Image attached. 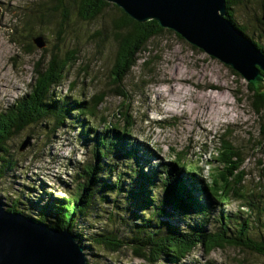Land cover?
<instances>
[{
  "label": "rangeland",
  "instance_id": "rangeland-1",
  "mask_svg": "<svg viewBox=\"0 0 264 264\" xmlns=\"http://www.w3.org/2000/svg\"><path fill=\"white\" fill-rule=\"evenodd\" d=\"M52 1L53 4L50 0H0L3 6L0 15V86L4 89L1 92H5L0 94V111L31 90L35 65L39 61L37 55L44 54V51L37 47L33 48L35 53L28 50L29 39L25 36L32 38L42 34L43 30L47 32L46 54L52 55L53 51L59 50L66 52L76 48V44L80 50L78 61L67 69L64 80L55 87V93L80 99L100 94L105 99L100 106V115L86 125L84 132L80 130L79 123L72 121L54 131V121L44 119L20 135L23 140L28 136L32 138L24 152L20 151L21 143L11 140L12 150L18 151L16 161L19 168L13 171H7L4 167L0 169V199L4 201L6 209L15 208L24 214L21 209V205H24L36 220L50 224L52 216L45 211V207L64 197L73 198L79 192L76 179L84 182L82 176L86 167L96 161L94 142L92 140L90 144L87 140L89 127L99 126L102 135L112 134V129L108 130L105 126L124 128L127 125L125 114L129 113L134 121L133 140L146 151L140 153L138 160L126 158L125 152H130V147L128 150L109 152L107 157L99 160L104 163L103 173L109 171L105 175L110 178L112 171L114 181L119 179L123 185L129 183V188L135 189L134 168L148 171L149 152L155 151L166 162L180 158L195 168L203 167L204 175L212 183L221 167L216 160L207 162L218 152L219 144L215 143L214 135L220 131L228 134L236 131L235 135L229 134L235 147L238 148L235 144L237 141L253 150L244 162L247 173L245 198L233 197L230 203L219 201L217 204L222 206L224 215L230 219V235L237 236L238 228L247 225L250 231L261 229V235L253 237L259 239L264 236V226L259 219L264 218V175L260 174L264 155L261 144L250 134L260 136L264 111L259 116L250 105L247 83L243 78L232 74L229 66L168 29L169 34H162L157 57L145 63L146 49L138 55L140 59L137 65L123 84L128 97L119 96L108 64L116 61L118 45L114 21L120 18L116 8L119 4L110 3L106 9L111 12L105 9L97 21L88 22L75 17V0L69 3L72 8L58 7L54 2L58 0ZM263 6L264 0H260L256 10H243L244 19L236 21L239 25L247 26L248 37L264 46V24L260 22ZM52 17L57 19L53 20ZM17 33L23 37H15ZM64 40L67 41L66 46L62 43ZM5 65L13 66L10 73L4 69ZM159 95L162 99L161 113L167 118L162 127L146 120L149 99L154 104L159 101ZM238 96L245 101L244 104L237 102ZM165 100L170 103L167 104L170 108L162 110ZM121 112L123 114L120 115ZM240 115L243 116L241 121L238 119ZM238 122L246 128L238 127ZM80 136H85V145ZM157 163L159 160L154 158L153 164ZM11 187L15 189L17 199L11 197ZM203 202L216 204V199L208 194L203 196ZM158 203L146 204L143 198L133 197L124 187L107 192L105 196L98 195L88 215L78 219L74 231L77 241L85 245L89 264H150L146 259L137 257L134 251V238L143 232L144 225H139L143 223V218L159 226L154 228L159 236L172 233L174 228L193 231L199 223L207 232L222 231L219 210L213 217H208L207 210H198L194 215L193 211L179 212L167 207L169 213L160 215L156 208ZM161 221L164 223L160 224ZM109 234L123 240V247L118 249L115 239L107 242L106 236ZM224 246H218L209 255H204L203 248L199 246L183 264H197V260L202 264H264L262 255L250 254L247 252L250 250L239 244Z\"/></svg>",
  "mask_w": 264,
  "mask_h": 264
},
{
  "label": "trees",
  "instance_id": "trees-1",
  "mask_svg": "<svg viewBox=\"0 0 264 264\" xmlns=\"http://www.w3.org/2000/svg\"><path fill=\"white\" fill-rule=\"evenodd\" d=\"M246 1L249 8L252 10H256L259 5V0ZM54 2L58 7L66 8L69 3L73 2V0H58ZM75 2L77 6H79V17L88 22L97 21L98 16L104 12L108 5H111L109 2L103 3L101 0H75ZM227 5H229L231 11V15H228L229 18L232 19L235 17L237 20L244 19V16L242 18V11L244 9L238 11L240 8L238 0H227ZM117 9L118 11L121 10L123 14L120 18L117 17L114 22L116 41L119 45L117 59H120V55H123L124 52L126 54L125 57L121 59L122 63L115 64V67L120 70L123 69V72L115 73L114 71L116 70H113L112 77L118 91L117 94L119 96H126L127 93L122 88V83L127 76V73L136 65L138 61V53L146 49L145 45L149 43L151 37L156 35V33L163 34L165 33V30L156 20H153L155 26L150 24L151 21L140 23L128 16L123 9ZM119 27L121 28V31H119ZM240 27L244 32L248 30L247 26L244 24L240 25ZM41 33L42 34L36 35L32 38L29 36L25 37L29 39L27 43L30 49H35L37 47L38 49L43 50L44 54H46L45 51L48 49L47 32L46 30H43ZM17 35H19L20 38L23 37L20 33H17L15 37ZM259 35L262 36L261 33ZM39 36L43 38V41L45 40L44 47H40L35 42V39ZM62 43L65 46L67 45L66 40ZM257 44L262 48L259 43ZM74 47L76 48L70 49L66 52L60 50L53 51L51 60H39L36 63L35 74L37 79L33 85V89L31 86V90L19 97L16 103L1 109L0 159L10 163L8 165L9 170L7 171H13L19 168L18 162L16 161L18 151L17 149L12 150L10 145L12 138L16 134H24L30 126L38 124L44 119L53 120L54 131H58L67 126V121L70 118L80 119L85 125L90 118L98 117L100 104L104 95H95L91 99L80 100L69 96L53 95L52 93L53 87L58 85L64 78L67 68L71 67V65L76 63L79 59L80 50L77 48L79 45L76 44ZM56 53H58V55H55ZM248 91L247 99L250 102V105L258 115H261L264 110V90L259 92L256 91L253 86L249 85ZM239 99L242 98L239 97ZM6 108H10L11 110ZM75 110L77 112H75ZM133 125L134 121H132L128 114L127 125L124 126V128H116L115 125H112L111 128L107 125L105 126L108 130L112 129V134L102 135L99 131V126L90 128V135H92L91 137L95 142L94 148L96 149V161L93 165H88L86 167L84 176H82L85 179L83 182L84 188L81 187V184L78 185L79 192L77 193L84 195L86 199L78 198L76 194L73 198L64 197L58 202L48 204L45 207V211L50 212L54 219L52 222L55 227L63 229L71 224L70 229L73 230L76 225L77 217L88 213L98 195L105 196L107 192H114L123 187L128 189L133 197H142L145 203L155 204L159 201L156 208L159 210L160 215L167 214L166 206H170L172 209L179 212L191 211L192 206L184 203L183 200L194 199L192 191L198 190L194 184L195 180L200 183L203 195L212 194L217 201L230 203L233 197L241 199L245 198V188L243 184L246 179V172L241 169L243 166V163L241 162L242 154L229 140L223 139L222 136L219 138L222 143L221 149L217 152L216 156H211V158L207 160L208 163L216 160L221 166L218 177L214 181L212 187L208 185V180L204 178L202 169L199 170L196 168L197 170H195L192 167L182 165V159L180 158L166 162L163 156L157 152H149L148 171L143 172L142 170H139L137 173V176L138 174L140 175V181H144V184L142 183V187L139 189H134L132 187L127 188V186H123L119 179L110 182L107 179L108 176L103 173L104 163H100L99 161L101 158L107 157L109 152H113L114 150H128L126 144H128L131 149L136 148L137 157L141 152L146 151V149L141 148L134 142L132 134ZM261 130H264V125H262ZM29 137L30 136L27 138ZM224 141L229 142L231 148L225 147ZM260 148L264 154V144L261 145ZM125 154L127 159H133L130 152L126 151ZM154 157L159 160V163L153 164L152 160ZM262 165L264 175V161ZM3 167L4 164L0 163V169ZM173 172L178 174L184 173L190 178V182H185L180 178L178 179L185 188L181 184L175 187L173 182L175 176L173 175ZM224 177L227 179H224ZM222 187L226 188L229 197H225L219 193L218 190ZM177 192L179 195H177ZM10 195L13 199H17L16 191L13 187H11ZM60 202L63 204H60ZM191 203L193 204V202ZM184 206L187 209L184 210ZM219 207L221 209L220 211H224L222 206ZM10 211L14 213H22L15 208L10 209ZM221 222L223 228V233L221 234L173 230L172 233L166 234L165 236H159L156 232H153V228L159 226H153L154 224L151 223V220L144 219L143 232L142 235H140L141 237L137 236L135 238L137 243L134 251L139 258L146 259L148 262L152 261L155 264H163L165 262H168L169 264H183L191 253L199 246L203 248L204 255H209L216 248V244L226 245L225 243H230L233 245L239 243L238 238L228 236L229 234L227 233V230L229 229V224H226L225 219L221 220ZM163 223V221L160 222V224ZM261 223L264 226V220L262 221V218ZM238 234L239 237L242 234H248V230L246 228L239 229ZM106 239L107 242H109L112 238L110 235H107ZM254 239L257 242H254ZM122 244L118 247L121 248ZM243 247L253 251L250 254H260L259 256L262 255L261 257L264 258V236L257 239L248 235L247 243L244 244ZM197 264H202V262L197 260ZM241 264L246 263L243 262Z\"/></svg>",
  "mask_w": 264,
  "mask_h": 264
},
{
  "label": "water",
  "instance_id": "water-1",
  "mask_svg": "<svg viewBox=\"0 0 264 264\" xmlns=\"http://www.w3.org/2000/svg\"><path fill=\"white\" fill-rule=\"evenodd\" d=\"M109 3L122 5L127 15L137 22L153 19L164 29L165 26L179 27L180 36L190 44L234 64L249 77L259 75L256 66L264 70V53L227 22L226 0H109ZM119 12L121 17L123 14L121 10ZM228 20L234 24L231 18ZM35 42L44 47L42 37L36 38ZM252 83L259 89L260 81L253 80ZM125 115L128 118V113ZM30 141L29 137L20 146L21 152L28 148ZM0 264L88 263L83 247L68 230L60 232L38 224L22 213L6 210L0 200Z\"/></svg>",
  "mask_w": 264,
  "mask_h": 264
},
{
  "label": "bare ground",
  "instance_id": "bare-ground-1",
  "mask_svg": "<svg viewBox=\"0 0 264 264\" xmlns=\"http://www.w3.org/2000/svg\"><path fill=\"white\" fill-rule=\"evenodd\" d=\"M50 1H51V3L53 4V1H52V0H50ZM101 1H102L103 3H107V2H109V0H101ZM238 3H239V7H240V8L238 9V11H241L242 9H244V10H248V11L250 12V8H249V5H248V3H247L246 0H238ZM68 6H69V8H72V6H71L70 4H69ZM99 6H100V2H99ZM99 6H98V7H99ZM78 7H79V6L74 7V9L77 10V11H76V16H75L76 18H79ZM29 8H30V7H29ZM106 11H107V12H111V10H109V9H106ZM230 13H231V11H230L229 5H227V6L225 7V17H226L227 22H228L230 25H232L234 28H236L239 32H241V33L243 34L242 28L240 27V25H239L238 22L236 21L235 17L232 18L234 24L231 23V22L228 20V15H231ZM232 15H233V14H232ZM54 16H57V15L54 14ZM237 17H238V16H237ZM52 19H53V20H56L57 17H52ZM239 19H240V18H239ZM150 21H151L150 24H151L152 26H155V25H154V22H153V19H150ZM164 26H165V25H164ZM165 32H166L167 34H169V30H168L166 27H165ZM178 35H179V34H178ZM162 36H163L162 33H156V35H154L153 37H151V38L149 39V43H148L147 45H145V47H146V51H147V61H148V62H149L153 57H157L158 46H159V44H160L161 39L163 38ZM111 37H113V36L111 35ZM253 44H254V43H253ZM254 45H255V44H254ZM27 49L30 50L32 53H35L34 49H30L29 46H28ZM125 54H126L125 52L123 53V55L121 54V55H120V59H117L116 61L108 62V64L110 65V70H111L112 73H113V70H116V71H114L115 73H117V72H123V69L120 70V69L116 68V67H115V64H116V63H122V60H121V59L125 57ZM51 56H52V55H49V54H39V55H37V60H42V61H45V60H47V59L51 60V59H52ZM158 59H159V56H158ZM18 60H19V62H21V58H19ZM10 66H11V64H10ZM10 66H7V65L4 66V69H5L8 73H10V72H11V69L13 68V66H12V67H10ZM229 71L232 72V74H234V75H239V73H238L236 70L229 69ZM127 74H128V76H130V75H131V72H128ZM0 85H2V84L0 83ZM1 91H4V89L0 86V94H2V95L5 94V92H1ZM237 102H238L239 104H244V103H245V101L242 100V99L237 100ZM176 105H179V103H176ZM0 107H1V106H0ZM6 109L11 110L10 108H6ZM96 110H97V109H96ZM97 111H98V110H97ZM75 112H77V111L75 110ZM242 118H243L242 115L238 116V119H239L240 121L242 120ZM237 125H238V127H240V128H244V129L246 128V127H245L242 123H240V122H238ZM166 127H167V125H166ZM220 134L222 135L223 139H226V138L229 137L228 134L225 133V132H223V131H220ZM229 134H230V135H235V134H236V131H234V132H230ZM250 134H251V137H252L256 142L260 143L261 145L264 144V143L262 142V140H263V136H264V130H260V136H254L252 133H250ZM85 136H87V132H85ZM85 136H80V140H81V142H82L83 145H85V142H83V141H84L83 138H85ZM12 139L15 140L16 142L21 143V144L24 145V140H23V138H21L20 135H18V134H16ZM87 140H88V142H89L90 144L92 143V138H90V136H89V138H88ZM224 143H225V147H227V148H231V144H230L229 142H225V141H224ZM235 144H236V146L238 147L240 153L242 154L241 162L244 163V162H245V157H246L247 155H252L253 150H252L249 146L244 145V144L241 143V142H237V141H235ZM78 150H79V152H81L80 148H78ZM136 153H137L136 148L130 149V154L132 155V158H133L134 160H138V157L136 156ZM93 154H94V152H93ZM66 157L72 160V158H70L67 154H66ZM221 162H222V161H221ZM0 163H3V164H4V168H5L6 170H9V169H8V165H9L10 163H8V162H6V161H2L1 159H0ZM134 171H135V186H136V189H139L140 187H142V183L144 184V181H140V175H139V174H138V176H137L138 169H137V168H134ZM108 172H109V171L106 170L105 173H104V175L107 174ZM110 172H111V177H110V178L107 177V179H108L110 182H113V181H114L113 178H112L113 172H112V171H110ZM260 174L262 175L263 172L260 171ZM173 175L175 176V179L173 180L175 187L178 186L179 184H181V185L185 188V186L180 182V180H178L179 178L182 179V180L185 181V182H190V178H189L186 174H184V173H182V174H178V173L173 172ZM224 179H227V178L224 177ZM76 180H77V182H79V183L81 184V187L84 188V184H83V182H82L81 180H79V179H76ZM194 184H195V187L198 188V190H194V191H192V192H193V195H194V199H191V200H183L184 203H186V204L192 206V210H193L194 215L197 214V211H198V210H207V211H209V216H208V217H213V216L216 214V212L219 210V208H220L219 205L214 204V203H210V204H206V203H204V202H203V194H202V192H201V186H200V183H199L198 181L195 180V181H194ZM128 185H130V184L128 183ZM128 185H123V186H127V187L129 188ZM218 191H219L220 194L224 195L225 197H229V194H227V190H226L225 187H222V188L219 189ZM177 195H179L178 192H177ZM77 197H78V198L86 199L84 195H80V194H77ZM237 199H241V198H237ZM73 202H74V200H73ZM191 202H193V204H192ZM199 202L202 203L203 206H201V205L199 204ZM60 204H63V203L60 202ZM73 204H80V203H73ZM21 209H22L23 212H24V217H26V218H28V219H31L32 221H35V220H34V219H35L34 215L29 214V213L27 212V210H26V208H25L24 205H21ZM185 209H187V208L184 206V210H185ZM32 211H33V213H35V209H34V208H32ZM144 215H145V212H143L142 217H144ZM224 216H227V215H224ZM38 224H42V223H41V222H38ZM43 224H44L46 227L49 226V225L46 224V223H43ZM248 235H249V236H259V235H261V229H259V230H255V231H250V230H249V231H248V234H242V235L240 236V240H239V243H238V244H240L241 246H244V244L247 243ZM253 241H254V242H257L255 239H254ZM225 244H227V245H231L230 243H225ZM218 246H220V247H222V248L225 247L223 244H216V248H217ZM82 247H83V246H82ZM244 248H245V247H244ZM246 251H247V249H246ZM247 252H248V253H251V252H253V251H247ZM88 256H96V255H94V254H88ZM149 262H150L151 264H155V263L152 262V261H149Z\"/></svg>",
  "mask_w": 264,
  "mask_h": 264
},
{
  "label": "clouds",
  "instance_id": "clouds-1",
  "mask_svg": "<svg viewBox=\"0 0 264 264\" xmlns=\"http://www.w3.org/2000/svg\"><path fill=\"white\" fill-rule=\"evenodd\" d=\"M259 5L257 6V8L260 6V0H259V3H258ZM119 5H117V7H118ZM226 6H227V0H226ZM0 8H1V13H0V15L3 13V6H2V4H1V2H0ZM119 8H121V6H119ZM256 8V9H257ZM121 9H123V11L126 13L127 11L124 9V8H121ZM263 10H264V6H263V8H262ZM220 13H221V11H220ZM127 14V13H126ZM237 20V19H236ZM233 21V20H232ZM260 22H261V24H264V12H263V16H262V19H260ZM243 31V30H242ZM247 32V31H246ZM246 32H244L243 31V34L248 38V39H250L252 42H254L255 44H256V46H257V48L261 51V52H263L264 53V46L260 43V42H257V41H255V40H253V39H251L250 37H248L247 36V33ZM177 34H179L178 36H179V38H182V36H180L181 34L180 33H177ZM261 37V36H260ZM115 41H116V34H115ZM116 43H117V41H116ZM257 43H259L261 46H262V48L257 44ZM117 45H118V43H117ZM118 49H119V45H118ZM145 50V49H144ZM142 52V51H141ZM140 52V53H141ZM117 53H118V50H117ZM140 53H138V55L140 54ZM209 54V53H208ZM138 55H137V58H138V61H139V57H138ZM209 56H212V57H214V58H216V59H218L219 61H220V59L219 58H217L216 56H214V55H211V54H209ZM116 59H117V55H116ZM138 61H137V63H138ZM137 63H136V65H137ZM145 63H148V61L146 60L145 61ZM135 65V66H136ZM36 66L37 65H35V68H36ZM135 66H133V68L135 67ZM132 68V69H133ZM68 69V68H67ZM132 69H131V71H132ZM67 71V70H66ZM66 71H65V73H66ZM130 71V72H131ZM35 73H36V70H35ZM34 73V82L31 84V86H32V89H33V85L35 84V82H36V79H37V77H36V74ZM127 76H128V74H127ZM126 76V77H127ZM126 77H125V79H126ZM64 78H65V74H64ZM64 78L62 79V81L64 80ZM113 78V77H112ZM125 79H124V81H125ZM62 81L58 84V85H56V86H54L53 87V95H57L56 93H55V87H57V86H59L61 83H62ZM124 81H123V83H122V88L124 89V87H123V84H124ZM125 90V89H124ZM126 91V90H125ZM126 93H127V91H126ZM163 93V92H162ZM96 95H100V94H96ZM57 96H60V95H57ZM62 96H69V97H71V98H76V97H73V96H70V95H62ZM95 96V95H94ZM105 97V96H104ZM123 97H128V93H127V95L126 96H123ZM92 98V97H91ZM91 98H83V99H91ZM158 98H159V101H157L156 103H151L150 102V99H149V103H148V108H147V112H146V120L147 121H152L156 126H162V125H164L165 124V122H167V118L161 113V107H160V104H161V95H159L158 96ZM76 99H80V98H76ZM238 99H239V96H238ZM18 100V98L14 101V103H16V101ZM81 100V99H80ZM243 100V99H242ZM14 103H12V104H14ZM12 104H9V105H12ZM167 104H170L167 100H165V101H163L162 102V110H165L166 108L167 109H169L170 108V106H167ZM9 105H7V106H9ZM6 107V106H5ZM4 108V107H3ZM253 108V107H252ZM255 111V110H254ZM264 111V110H263ZM263 111H262V113H263ZM155 112H157V115H155ZM256 112V111H255ZM129 114V113H128ZM257 114V113H256ZM99 115H100V111H99ZM98 115V116H99ZM121 115V114H120ZM130 115V114H129ZM258 115V114H257ZM259 116H262V114L261 115H259ZM97 118V117H96ZM96 118H90V120H88L87 122H86V124L84 125L82 122H81V120L80 119H75V118H70L68 121H67V125L72 121V122H76V123H79L78 125H79V127H80V130L82 131V132H84L85 131V129H86V125L87 124H90V122H91V120L92 119H96ZM130 118H131V115H130ZM84 126H85V128H84ZM112 126V125H111ZM95 126H90L89 127V133H88V135L89 136H92V135H90V128H94ZM116 128H117V126H115ZM228 134V133H227ZM220 136H222L220 133L219 134H216V135H214V141H215V143H217V144H219V148H218V152H219V150L221 149V145H222V143H221V140H219V138H220ZM228 136H229V134H228ZM92 138V137H91ZM93 140V139H92ZM226 140H229L230 142H231V140H230V138L228 137V138H226ZM32 142V138H31V141H30V143ZM94 142V141H93ZM135 142V141H134ZM263 142H264V139H263ZM30 143H29V145H30ZM136 143V142H135ZM232 143V142H231ZM94 144H95V142H94ZM29 145H28V147H29ZM232 145L235 147V145L232 143ZM126 148H128V147H130L128 144H126ZM261 146V145H260ZM131 148V147H130ZM236 148V147H235ZM237 150H239L238 148H236ZM261 149V148H260ZM127 150V149H126ZM129 152V151H128ZM155 152V151H154ZM263 152V151H262ZM142 153V152H141ZM153 153V152H152ZM140 155V154H139ZM138 155V156H139ZM161 155V154H160ZM264 155V154H263ZM155 158V157H154ZM153 158V159H154ZM148 161H149V159L147 160V163H148ZM264 161V160H263ZM152 162H153V160H152ZM148 165H149V163H148ZM182 165H186V166H189V167H192V168H194L195 170H197L195 167H193L191 164H186L183 160H182ZM263 166V165H262ZM198 169L200 170V169H202V173H203V176H204V178H206L207 180H208V178L204 175V168L203 167H198ZM241 169L242 170H244L245 171V169H244V163H243V166L241 167ZM197 172H199V171H197ZM262 172H263V170H262ZM208 185L209 186H213V182L212 183H210V181L208 180ZM78 185H80V183L78 184ZM244 186H245V181H244V184H243ZM208 195V194H207ZM210 195H212V194H210ZM203 196H206L205 194L203 195ZM213 196V195H212ZM142 198V197H141ZM215 198V197H214ZM144 200V199H143ZM3 203H4V201L3 200H1ZM219 201H217L216 200V204L218 203ZM146 204H151V203H146ZM201 205H203L202 203H200ZM217 205H219V204H217ZM219 206H221V205H219ZM167 207H170V206H166V210H167ZM4 208L6 209V207H5V205H4ZM171 208V207H170ZM172 209V208H171ZM6 210H8V209H6ZM172 210H174L175 211V209H172ZM221 209L219 208V215H220V217H221V220H223V219H225V222H226V224H229V229L227 230V233L229 232V231H231V227H230V219L227 217V216H224V211H220ZM224 210V209H223ZM9 211H10V209H9ZM191 211H193V210H191ZM199 211H201V210H199ZM203 211H206V210H203ZM183 212H189V211H183ZM88 213H89V211H88ZM88 213H86V214H83V215H80L79 217H77V221H76V224H77V222H78V219L81 217V216H85V215H88ZM169 212H168V210H167V214H168ZM23 214V213H22ZM24 215V214H23ZM263 215H264V211H263ZM262 218V217H261ZM261 218H259L260 220H261ZM144 219L145 218H143V223H139V225H143L144 224ZM37 223L38 222H41L42 223V225H44L43 223H46L45 221H38V220H36V219H34ZM45 220V219H44ZM54 219L53 218H51L50 219V224H48L49 226H48V228H51V229H56V230H58V231H60V232H62V231H65V230H68L71 234H73L74 236H75V234H74V231H75V227H76V225H75V227H74V229L73 230H71L70 229V226H71V224L70 225H68V226H66V228H63V229H60V228H58V227H55L54 225H53V221ZM145 220H147V219H145ZM264 220V218H262V221ZM47 224V223H46ZM153 224V223H152ZM221 224H222V222L220 221V226H221ZM153 226H155V225H153ZM222 227V226H221ZM242 228H246L247 230H248V227H247V225H241L240 226V228H238V230L240 229H242ZM174 230H178V231H183V230H179V229H177V228H174ZM238 230H237V236H232V235H230L229 233V237H235V238H238V240H240L239 238V234H238ZM204 232V233H211V232H207V231H205L203 228H202V226L200 225V223L198 224V228L197 229H195V230H193V231H183V232ZM249 231V230H248ZM153 232H156L157 233V235H159L158 234V231H156L154 228H153ZM214 233H216V234H221V233H223V228H222V231L221 232H214ZM110 236H111V238L112 239H115V241H116V243H117V245L119 246V245H121L122 243V247H123V245H124V241L123 240H120V239H118V238H116L113 234H109ZM142 235V234H141ZM140 236V235H139ZM161 236H165V235H161ZM141 237V236H140ZM252 238H255V237H253V236H251ZM136 238V237H135ZM135 238H134V240H135ZM75 239H76V236H75ZM136 241V243H137V240H135ZM76 242L79 244V246H83V253L85 254V256L87 257V255H86V253H85V245H82V244H80L78 241H77V239H76ZM238 242V241H237ZM238 244V243H237ZM233 245H235V244H233ZM121 247V248H122ZM120 249V248H119ZM138 257V256H137ZM87 263L89 264V262H88V257H87ZM151 264V263H150Z\"/></svg>",
  "mask_w": 264,
  "mask_h": 264
},
{
  "label": "flooded vegetation",
  "instance_id": "flooded-vegetation-1",
  "mask_svg": "<svg viewBox=\"0 0 264 264\" xmlns=\"http://www.w3.org/2000/svg\"><path fill=\"white\" fill-rule=\"evenodd\" d=\"M165 27H166L167 29H169V30H173V31H175L176 33H179L178 30H177V28H179V27H169V26H165ZM163 29H164V28H163ZM164 30H165V29H164ZM192 44H194V43H192ZM194 45H195V46H198V45H196V44H194ZM220 61H221L222 63H224L225 65L229 66L231 69L236 70V71L239 73L238 76H241V77L243 78V80L247 83V88L249 87V85H251V86H253V88H254L256 91L261 92V91L264 90V70L261 69L259 66H256V67H258V69H259V71H260V72H259V75L249 77V76H247L246 74H244L243 72H241L239 69H237V68L235 67L234 64L229 63V62H224V61H222V60H220ZM253 80H258V81H260V83H259V85H258L259 89H257L256 86L252 83Z\"/></svg>",
  "mask_w": 264,
  "mask_h": 264
}]
</instances>
